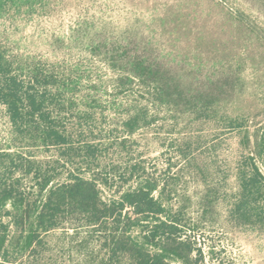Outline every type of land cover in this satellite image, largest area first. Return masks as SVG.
Returning a JSON list of instances; mask_svg holds the SVG:
<instances>
[{"label":"rangeland","instance_id":"rangeland-1","mask_svg":"<svg viewBox=\"0 0 264 264\" xmlns=\"http://www.w3.org/2000/svg\"><path fill=\"white\" fill-rule=\"evenodd\" d=\"M0 55L24 83L36 75L67 136L43 144L0 103L10 264H129L81 217L40 241L31 223H12L39 206L43 178L74 176L94 179L105 201L154 185L198 264H264V214L239 223L233 213L240 162L251 154L264 174V0H0ZM164 84L177 85L172 96ZM188 98L212 103L191 110ZM143 233L131 230L141 244Z\"/></svg>","mask_w":264,"mask_h":264},{"label":"trees","instance_id":"trees-1","mask_svg":"<svg viewBox=\"0 0 264 264\" xmlns=\"http://www.w3.org/2000/svg\"><path fill=\"white\" fill-rule=\"evenodd\" d=\"M40 83L36 75L24 83L17 75L10 73V66L0 55V103L5 105L12 124L20 129L25 127L37 131L43 144H64L67 136L47 111L45 90L37 88ZM176 87V84H164L160 89L172 96L169 91ZM181 100H176V103ZM185 101L188 103L186 108L191 110L200 106L206 109L212 103L206 98H188ZM257 144L260 152L262 141ZM236 176L238 195L233 208L236 220L239 223L262 221L264 174L253 155L244 157ZM50 182V178H43L40 190H45V195L35 210L28 209L21 215H12L13 224L31 223L32 239L40 241V233L57 228L67 216L81 217L84 225L100 234L102 245L110 257L126 258L129 264H170L166 255H172L184 264H198L199 257L194 254L193 242L183 237L176 219L161 217L165 214V208L152 194L154 185L139 183L118 199L105 201L94 179L74 176L53 186H50ZM11 192L6 189L0 191V205L10 198ZM135 226L144 229L142 244L131 235ZM7 230L8 225L0 221V264H10Z\"/></svg>","mask_w":264,"mask_h":264}]
</instances>
